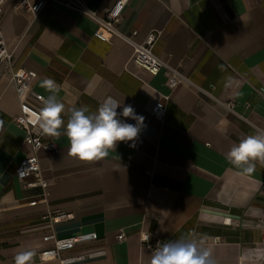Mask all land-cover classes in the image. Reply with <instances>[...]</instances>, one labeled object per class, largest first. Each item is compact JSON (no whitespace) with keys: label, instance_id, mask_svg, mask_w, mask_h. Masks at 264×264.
<instances>
[{"label":"crops","instance_id":"obj_1","mask_svg":"<svg viewBox=\"0 0 264 264\" xmlns=\"http://www.w3.org/2000/svg\"><path fill=\"white\" fill-rule=\"evenodd\" d=\"M85 1L101 13L114 0ZM96 28L91 18L55 2L37 15L12 0L3 4L0 30L14 68L34 71L31 88L45 99L50 93L42 82L53 79L65 112L61 135L44 133L50 147L36 152L47 182L43 200L41 187L26 188L14 174L30 148L14 122L22 112L15 87L0 69V264H14L25 250L36 251L33 264H60L41 260L53 244L44 236L88 232L98 239L73 252L102 247L106 254L74 264H150L141 231L163 242L196 238L216 264H264V165L246 173L228 159L240 140L264 131V0H129L119 31H135L139 43L158 34L155 54L184 75L174 88L166 71L137 66L124 39L100 40ZM163 96L166 112L158 120L150 110ZM108 97L121 105L118 113L131 105L144 126L106 157L81 161L69 152L70 109L95 112ZM224 102H234V110ZM27 105L36 109L31 100ZM56 211L71 218H43ZM120 232L123 241L116 239Z\"/></svg>","mask_w":264,"mask_h":264},{"label":"built area","instance_id":"obj_2","mask_svg":"<svg viewBox=\"0 0 264 264\" xmlns=\"http://www.w3.org/2000/svg\"><path fill=\"white\" fill-rule=\"evenodd\" d=\"M8 0H0V14L2 12L3 4ZM15 3V7L19 10H23L32 15H37L44 5L49 2H55L69 9L78 11L79 13L91 18L96 23V30L94 31V37L100 40H109L111 36L117 35L124 39L132 48V61L137 66L145 69L151 74H157L160 70L166 71L165 74L168 78L169 88H174L182 80L184 75L177 69L170 68L166 65L154 52L153 48L158 41V34L156 32H150L142 42H136L133 40V36L136 32L133 31L130 34H122L118 25L122 19V13L124 7L129 0H114L111 6L103 10L101 13L91 10L85 0H12ZM0 69L8 71L9 79L15 87V92L20 102L22 112L14 118V122L24 130V137L22 143L30 148V153L24 157L16 166L14 174L15 176L24 182L26 188H32L39 186L43 189V200L45 199V189L47 182L41 176L39 160L36 152L43 147H50V144L44 143V133L38 127L36 121V115L40 114L43 107L44 97L32 90L31 84L36 74L32 70L16 69L13 66V52L8 48L0 30ZM167 96H163L161 100L156 102L151 110L150 114L158 119L162 120L165 116V101ZM27 100H31L36 106V109L30 108L27 105ZM224 108L233 111L235 107L234 102L222 103ZM35 200L29 204L34 205ZM48 219L49 222L55 223L57 221L67 220L71 218V214L63 211H56L43 217ZM140 245L148 253H152L158 246V244L164 243L161 239L152 236L146 231L140 232ZM126 238L125 233L120 232L116 239L117 241H123ZM98 239L96 232L80 233L75 236L56 238L53 233H49L44 236V240H51L52 246L40 252L41 260L57 259L60 264H74L94 258L104 257L106 250L102 247L98 249H88L81 252H73L79 244L93 242ZM213 242H217L213 240ZM264 250V244H263ZM260 259H264V252Z\"/></svg>","mask_w":264,"mask_h":264},{"label":"clouds","instance_id":"obj_3","mask_svg":"<svg viewBox=\"0 0 264 264\" xmlns=\"http://www.w3.org/2000/svg\"><path fill=\"white\" fill-rule=\"evenodd\" d=\"M42 87L50 95L44 99L35 122L43 133L59 137L65 112L64 104L57 99L59 87L51 78L45 79ZM119 107L121 105L114 98L108 97L95 112H90L87 106L70 109L66 124L70 154L81 161H97L106 157L109 150H114L118 142L134 141L144 126L145 118L136 114L131 105L123 106L121 113L117 112ZM120 116L136 123H127ZM228 159L246 173L254 172L257 162L264 165V131L240 140L229 150ZM35 256V250L19 252L14 264H33ZM150 264H216V261L211 250L203 247L196 238L181 237L158 244L151 253Z\"/></svg>","mask_w":264,"mask_h":264}]
</instances>
